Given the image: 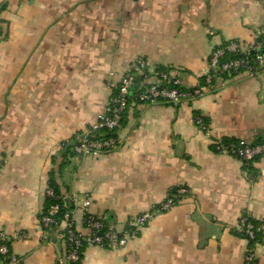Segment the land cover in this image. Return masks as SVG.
<instances>
[{"label": "crops", "instance_id": "1", "mask_svg": "<svg viewBox=\"0 0 264 264\" xmlns=\"http://www.w3.org/2000/svg\"><path fill=\"white\" fill-rule=\"evenodd\" d=\"M263 33L264 0H0V233L17 264H57L66 252L64 225L41 220L52 173L83 233L87 215L122 228L189 191L126 246H87L81 264H248L236 231L245 214L264 264V156L246 164L214 145L264 138V72L217 78L179 105L131 103L112 150L67 151L137 60L180 70L193 88L216 46Z\"/></svg>", "mask_w": 264, "mask_h": 264}, {"label": "built area", "instance_id": "2", "mask_svg": "<svg viewBox=\"0 0 264 264\" xmlns=\"http://www.w3.org/2000/svg\"><path fill=\"white\" fill-rule=\"evenodd\" d=\"M264 47V42L255 40L251 44L231 41L228 45L216 46L209 58L208 70L203 75L206 78L205 85H198L193 90H182L181 72L177 69L165 68L150 70L148 63L137 60L136 73L125 75L120 82L111 84V95L106 106L105 114L87 130L84 131L80 144L75 151L81 156H98L107 153L117 145L114 136L101 139H92V134H102L104 131L114 132L121 128L123 115L131 103L141 104H172L179 105L188 100L196 99L205 94L210 88L213 79L223 78L224 74H240L247 72L258 74L264 72V52L251 57V53ZM226 52H242L241 58L229 59L222 62ZM138 77L141 80L138 81ZM172 84V87L169 85ZM195 123L207 131V126L201 116L195 117ZM217 152L235 157L243 162H253L257 157L264 156V142L253 145L245 140H240L238 145L228 144L224 140L214 141ZM188 189L179 188L172 190L168 197L152 210L130 216L122 228L110 226L104 219L87 215L84 224L88 233L77 230L71 210H67L61 221L57 215L60 210L59 203L53 204L47 209L42 218L44 228L49 231L53 227L64 225L63 236L66 244V252L57 264H74L81 260L82 248L86 246H99L104 248H119L126 246L130 240L139 236L142 229L155 214L165 212L175 206L188 194ZM47 196L58 199L54 189L49 187ZM90 200H86L85 206H89ZM236 231L250 243L246 255L248 264L255 263L256 247L258 244V225L250 215H242L236 227ZM0 257L6 264H17L19 260L12 255L10 240L3 232L0 233Z\"/></svg>", "mask_w": 264, "mask_h": 264}, {"label": "trees", "instance_id": "3", "mask_svg": "<svg viewBox=\"0 0 264 264\" xmlns=\"http://www.w3.org/2000/svg\"><path fill=\"white\" fill-rule=\"evenodd\" d=\"M256 40L259 41V42H264V33L261 34V35H259V36L257 37ZM230 42H231V41H228V42L226 41V42L223 43V45L226 46V45H228ZM233 42H238V41H233ZM238 43H240V42H238ZM263 52H264V47H263L261 50H259V51L252 52V53H251V57H256V55H257L258 53H263ZM243 56H244V54H243L242 52H226L225 55H224V57L222 58V62H223V61H226V60H229V59L241 58V57H243ZM157 69H165V68H164V67H159V68H157ZM167 69H168V68H167ZM235 75H237V74H234V73H232V74H224V75H223V78H229V77H233V76H235ZM216 79H217V78L213 79V82H212L210 88H213V87H214ZM140 80H141V77H138V81H140ZM205 84H206V78H205L204 76L200 77V84H199V85H205ZM172 86H173L172 84L169 85V87H172ZM193 88H194V87H193ZM193 88H187V87H185V86H183V85L180 86V89H182V90H189V91H191V90H193ZM167 104H168V105H172V104H169V103H167ZM126 111H127V110H126ZM126 111H125V113H126ZM125 113H124V115H123V120H122L121 127H122V125H123V121H124ZM196 114H197V113H196ZM203 119H204V123L207 125V124H208V120H207L206 118H203ZM118 130H119V129H117V130L114 131V132H107V131H104L102 134H92V135H91V138H92V139H101V138H108V137H111V136H114V137L117 138V137H118V136H117V131H118ZM83 133H84V132H81V133L78 134V142L75 143V144H73L72 146L68 147V148H67V151L71 152L72 154H77L76 151H75V148H76L77 145L80 144V139H81ZM223 140H224L226 143H228V144H231V143H232V144H236V145H238V144L240 143V140H237V139H223ZM263 142H264V138H260L257 142H253L252 144H253V145H257V144H261V143H263ZM262 157H263V156L257 157V158L255 159V161L259 160V159L262 158ZM255 161H253V162H255ZM244 163L249 164V163H252V162H244ZM50 187L54 189L55 193H56L57 196H58V199H54V198H51V197H47L46 204H45V208H44L43 213H42V215H41V220H42V218H43V215L45 214V212L47 211V209H48L49 207H51V206H52L53 204H55V203H59V205H60V210H59V213H58V215H57V219H58V221H61L62 218H63L64 213H65L67 210H70V209H67L66 207H64L63 200H62V195H61V192H60L59 186L57 185V183H56V181H55V178H54L53 173L51 174V178H50ZM176 190H177V189H174L175 192H176ZM253 220H254V222L257 224L256 220H255V219H253ZM106 222H107V221H106ZM107 224H108V223H107ZM108 225H109V224H108ZM55 227H56V226H55ZM53 228H54V227H53ZM258 237H259V232L257 233V238H258ZM86 247H87V246L85 245V246L82 248L81 260H80L79 262H77V263H74V264H81V263H82L83 256H84V251H85ZM0 260H1V257H0Z\"/></svg>", "mask_w": 264, "mask_h": 264}]
</instances>
